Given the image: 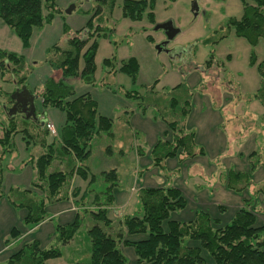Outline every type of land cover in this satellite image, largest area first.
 Returning <instances> with one entry per match:
<instances>
[{
	"label": "rangeland",
	"instance_id": "obj_1",
	"mask_svg": "<svg viewBox=\"0 0 264 264\" xmlns=\"http://www.w3.org/2000/svg\"><path fill=\"white\" fill-rule=\"evenodd\" d=\"M123 1L117 0L112 12L103 18L102 25L107 35L101 33L96 37L99 45L95 57V83L86 84L79 77L68 80L76 94L90 92L98 103L99 113L111 117L113 121V136L103 134L97 137L92 144V155L86 162L101 181L90 187L93 194L101 193L102 198L106 199L104 191L107 183L103 180L102 172L116 168L119 182L115 191V204L121 207L112 208L109 212V216L116 221L125 214H141L137 190L138 186L149 182L154 185L171 183L183 188L189 203L185 209L172 214L174 219L189 220L199 209L204 208L212 217L226 222L238 207L243 206L242 198L251 197L253 201H258L256 209L264 221V192L255 194L260 189L264 191L262 165L254 174L250 188L242 194L228 190L225 186L227 170H244L248 165V155L253 150L260 152L264 164V106L254 96L260 76L256 66L250 64L252 49L258 62L264 59V43L260 40L253 48L245 38L236 36L227 27L230 17H241V1L156 0L155 23L147 18L134 21L123 17ZM95 2L55 0L57 12L53 21L43 27H35L29 50H25L15 31L0 19V44L4 46L0 48L28 56L30 84L33 88L42 87L41 82L48 79L54 70L45 61L47 57H54V45H64L67 37L63 31L64 24L70 29L69 35H73L86 24ZM195 3L197 10L193 9ZM71 5H75V8L67 13ZM168 23L179 29L173 38L165 34L164 25ZM222 34L227 36L221 39ZM147 36H151L152 41ZM49 48L51 51L48 53ZM131 56L136 57L140 64L136 82L124 72H109L110 66L104 62L107 58H116L120 66L123 59ZM207 60H211L210 64ZM82 67L83 60L80 61V69ZM54 76L60 79L62 74L55 72ZM179 83H183L184 88L173 89ZM15 87L11 76H0V88L11 92ZM127 92H137L139 96H128ZM173 98L178 99L177 107L171 105ZM5 100L6 97L0 95V101ZM38 107L43 124V108L40 104ZM184 109H189L186 116L182 112ZM48 111H51L53 123L59 129L65 121L64 112L50 108L46 116ZM0 120L7 123L5 115H1ZM173 121H177L184 131L195 132L198 140L196 150L204 148L205 155L186 162L177 171H172L178 168L175 161L168 162L169 170L166 171H160L158 166L147 170L144 161L152 158L150 150L158 138L170 139L176 132L179 133L178 129L171 128L170 123ZM20 140L19 134L15 140V158L11 159L13 156L9 153L1 165L5 187H25L36 179L31 163L27 166L24 163L25 167L19 165L22 156L28 157L34 153L33 150H37V154L39 149L33 148L29 152ZM108 148H111V152ZM139 148L143 151L142 163H139ZM130 193H133L131 199L123 206ZM218 206L226 210L220 211ZM23 214L25 210L20 207H15L6 218L5 214L0 213V246L5 245L3 237L7 232L11 240V230L24 227ZM80 214L83 223L72 242L61 245L56 229L49 235V244L62 249V256L49 264H76L90 259L88 229L94 222L90 214L82 211ZM52 223L56 228L58 218ZM114 228L116 237L117 233L124 230L119 223ZM263 236L264 233L261 234ZM121 248L128 257V263L135 264L133 248ZM14 250L11 248L9 251ZM6 257L0 256V260ZM206 257L208 264H214L211 257L207 254Z\"/></svg>",
	"mask_w": 264,
	"mask_h": 264
},
{
	"label": "trees",
	"instance_id": "obj_2",
	"mask_svg": "<svg viewBox=\"0 0 264 264\" xmlns=\"http://www.w3.org/2000/svg\"><path fill=\"white\" fill-rule=\"evenodd\" d=\"M95 1L88 21L73 35H69L70 29L64 24L63 31L67 35L64 45H54V57H47L45 61L60 70L62 76L58 80L49 77L36 92L29 86L26 57L0 48V76H11L16 86L11 92L0 88V95L6 97L4 102L0 101V116L5 115L7 120V123H1L0 120V166L7 154L15 152V140L19 134L26 145L39 149L37 154V150L30 153V158L25 161V165L31 163L36 172V179L31 185L6 188L3 186V168L0 167V200L7 199L13 206L25 210V225L22 228L14 227L11 230L12 237L23 235L28 228L44 221L54 220L52 206L65 204L74 197L75 211L72 219L59 222L55 229L60 244H69L82 226L80 211L90 214L94 222L88 229L90 259L76 264H129L121 246L133 248L135 264H208L206 254L213 259L214 264H264V236L261 237L264 221L256 209L258 201H253L251 197L242 198L243 206L238 207L226 222L212 217L204 208L199 209L189 220H178L172 218V214L185 209L189 203L183 188L171 183L154 185L149 182L138 186L137 198L142 206L141 214H125L116 221L109 216L115 204V191L119 182L116 168L102 172L103 180L107 183L104 191L106 199L102 198L101 193L93 194L90 187L101 181L98 175L91 172L86 162L92 155V144L97 137L103 134L113 136V121L111 117L99 113L98 103L90 92L76 94L68 80L79 77L86 84L95 83V57L99 45L96 37L101 33L107 35L102 21L105 14L112 12L117 0ZM240 1L243 6L242 15L239 18L230 17L227 27L236 36L245 38L254 48L260 40L264 43V0ZM155 5L156 0H124L122 14L134 21L147 18L155 23ZM56 12L55 0H0V19L15 31L25 48L30 46L35 27L51 23ZM226 36L222 34L220 38ZM147 39L152 41L151 36H147ZM50 51L49 48L48 53ZM104 62L110 66L109 72H124L136 82L140 71L136 57L123 59L120 66L116 58H107ZM210 62L207 60L208 64ZM250 64L256 66L260 76L254 96L264 106V59L258 62L254 49ZM24 87L40 98L43 124L39 108L36 118L9 112L13 103L12 93ZM178 88H184L183 83L173 87ZM126 94L139 96L137 92ZM178 104V99L173 98L171 105L177 107ZM50 108L60 109L65 115L64 123L59 129L56 128V135H51L46 127L49 121L46 114ZM188 110L182 111L184 116ZM170 125L172 129H178L179 133L176 132L170 139L158 138L150 150L152 158L144 161L147 170L158 166L160 171H166L169 170L168 162L175 161L178 168L172 171H177L186 162L205 155L204 148L196 150L198 140L195 132L184 131L177 121ZM108 151L111 152V148ZM140 160H143L141 149L139 163H142ZM261 165L264 167L260 152L253 150L248 155V165L244 170H227L226 188L241 194L247 191ZM75 176L87 181L83 195L79 187L71 190ZM263 192L260 189L255 194ZM218 208L220 211L226 210L225 207ZM118 223L123 225L124 230L117 233L116 237L114 226ZM13 249L12 252H5L8 253L5 264H46L48 260L62 256L60 246L45 247L38 238L24 240Z\"/></svg>",
	"mask_w": 264,
	"mask_h": 264
},
{
	"label": "crops",
	"instance_id": "obj_3",
	"mask_svg": "<svg viewBox=\"0 0 264 264\" xmlns=\"http://www.w3.org/2000/svg\"><path fill=\"white\" fill-rule=\"evenodd\" d=\"M1 45V44H0ZM0 47H4V46H0ZM31 48V45L28 47V48H26L25 50H29ZM25 55V54H24ZM25 57H26V60H28V56H26L25 55ZM35 63V62H34ZM55 72H60L61 73V71L60 70H57V69H55L54 68V70L51 72V74L49 75L50 77H52V78H54L55 80H58L59 79V76L58 77H55L54 76V74H55ZM62 74V73H61ZM31 78V77H30ZM30 78H29V80H28V82H29V86L31 85L30 84ZM41 83H44V80H43V82H41ZM43 86V85H42ZM30 87H32L33 88V86L31 85ZM31 88V89H32ZM42 87L40 86V88L39 89H41ZM38 89V86H35L34 88H33V90L36 92L37 90H39ZM7 91V90H6ZM36 103L37 104H41V100H40V98L39 97H37L36 98ZM54 110V109H53ZM51 112V111H50ZM50 112L48 111V119L50 120V121H52L53 122V120H52V117L50 116ZM1 123H2V121H1ZM64 123V122H63ZM62 124H60V126H61ZM59 126V127H60ZM58 129V128H57ZM20 143L21 144H23L24 145V147L27 149V151L29 150V152H31L32 150H33V148H35V147H33V146H28V145H26L23 141H21L20 140ZM35 150H33V152H34ZM13 154L14 153H12V155L11 156H13ZM27 154V153H26ZM15 157L13 156L11 159H14ZM30 158V154L28 155V157H24V156H22V158H21V164L19 165L20 167H25V165H24V163H25V161H27L28 159ZM139 180V179H138ZM28 182V181H27ZM79 182V183H78ZM21 186V185H20ZM9 187V186H8ZM23 187V186H22ZM74 187H79L80 189H81V194L82 193H84L85 192V189H86V187H87V181H84V180H82V179H79V181H78V177L77 176H75L74 177V179H73V182H72V187H71V190L74 188ZM7 188V187H6ZM133 189H134V187H132ZM132 189V190H133ZM83 195V194H82ZM132 195H133V193H130L129 195H128V197H127V199L124 201V203H123V206H126V203H127V201L129 200V199H131V197H132ZM88 199H90V197H88ZM73 202H74V197L72 198L71 197V199H70V201H68L67 203H65V204H63V203H57V204H54L53 206H52V210H51V213H52V216L54 217L53 219H55V218H58V221L59 222H67V221H69V220H71L72 219V217H73V212L75 211V206H74V204H73ZM137 205V204H136ZM87 206V205H86ZM89 206V205H88ZM90 207V206H89ZM115 207H121L120 205H116V204H114V206H112V208H115ZM14 206L8 201V200H6V199H1L0 200V213H2V214H5V218H6V216H7V214H9V213H12V211L14 210ZM52 221L53 220H47V221H44V222H42L41 224H39V225H37V226H35V227H33V228H28L29 230H27V232H25L23 235H19L18 237H16V238H11V240L7 237V234H8V232H7V234H5L4 235V237L3 238H5V245L3 246V245H1L0 246V256H2V255H4V256H6V253L5 252H7V251H9V250H11V248H15V246L18 244V243H20V242H22V241H24V240H26V239H28L27 241H29L30 239L31 240H33L34 238H38L40 241H42V243H43V245L45 246V247H50V246H52L51 244H49L50 242H48L49 241V235L51 234V233H54V230H55V227H54V225H53V223H52ZM42 230L44 231L43 232V234H42ZM42 234V235H41ZM54 237H56V236H54ZM50 245V246H49ZM6 259H7V257L5 258V259H1L0 260V263L1 264H5L6 263ZM54 259H50V260H48L47 262H46V264H49V262H52Z\"/></svg>",
	"mask_w": 264,
	"mask_h": 264
},
{
	"label": "water",
	"instance_id": "obj_4",
	"mask_svg": "<svg viewBox=\"0 0 264 264\" xmlns=\"http://www.w3.org/2000/svg\"><path fill=\"white\" fill-rule=\"evenodd\" d=\"M75 5H71L66 12L71 13ZM194 10H197L196 3L193 6ZM165 34L168 38H173L179 32V29L174 27L172 24L168 23L164 25ZM36 95L32 93L28 88L24 87L23 89H17L12 95L13 99H16V104L10 108L9 112L15 114L18 112V106L22 107L21 111L25 114L26 117L36 118L37 104H36Z\"/></svg>",
	"mask_w": 264,
	"mask_h": 264
},
{
	"label": "built area",
	"instance_id": "obj_5",
	"mask_svg": "<svg viewBox=\"0 0 264 264\" xmlns=\"http://www.w3.org/2000/svg\"><path fill=\"white\" fill-rule=\"evenodd\" d=\"M46 127L50 131L51 135H56L57 130H56V127H55V125H54V123L52 121H50V120L47 121L46 122Z\"/></svg>",
	"mask_w": 264,
	"mask_h": 264
},
{
	"label": "flooded vegetation",
	"instance_id": "obj_6",
	"mask_svg": "<svg viewBox=\"0 0 264 264\" xmlns=\"http://www.w3.org/2000/svg\"><path fill=\"white\" fill-rule=\"evenodd\" d=\"M37 98V97H36ZM16 99H13V103H12V105H11V107L10 108H12L15 104H16ZM37 104V103H36ZM39 107H38V104H37V109H38ZM21 109H22V107L19 105L18 106V113H22V112H20L21 111ZM22 114H24V113H22Z\"/></svg>",
	"mask_w": 264,
	"mask_h": 264
}]
</instances>
